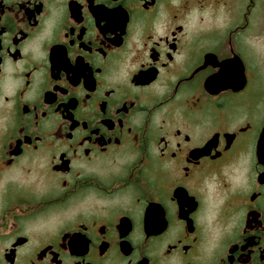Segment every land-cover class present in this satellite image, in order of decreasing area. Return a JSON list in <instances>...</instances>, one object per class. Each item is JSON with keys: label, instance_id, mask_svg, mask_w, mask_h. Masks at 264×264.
<instances>
[{"label": "flooded vegetation", "instance_id": "1", "mask_svg": "<svg viewBox=\"0 0 264 264\" xmlns=\"http://www.w3.org/2000/svg\"><path fill=\"white\" fill-rule=\"evenodd\" d=\"M0 264H264V0H0Z\"/></svg>", "mask_w": 264, "mask_h": 264}]
</instances>
